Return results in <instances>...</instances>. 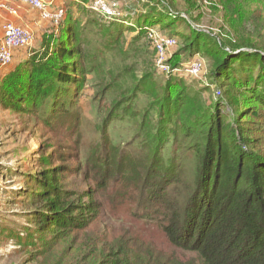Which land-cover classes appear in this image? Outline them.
<instances>
[{
  "label": "rangeland",
  "instance_id": "obj_1",
  "mask_svg": "<svg viewBox=\"0 0 264 264\" xmlns=\"http://www.w3.org/2000/svg\"><path fill=\"white\" fill-rule=\"evenodd\" d=\"M5 1L17 14L0 9L1 14L16 17L23 10L33 11L23 0ZM96 1L57 0L65 8L68 22L54 27L40 19L48 32L37 40L31 30L38 42L33 46L39 49L50 36L59 40L68 26L76 28V44L85 55L83 66L90 62L96 68L78 75L80 85L64 92L60 100L65 102L66 111L61 106L52 107L54 102L46 98L38 108L25 105L16 110L4 107L0 97V264H99L107 262L111 252L116 253L113 258L119 255L126 264L199 263L197 254L173 246L163 231L167 221L166 210L159 205L161 195H154L143 179L142 164L149 162L150 146L143 144L135 124L142 129L148 123L157 124L170 110L177 114L173 123L178 128L183 121L193 119L198 109L216 108L228 123L248 130L254 141L249 148L264 153V106L241 84L249 71L237 73L236 82L220 79L215 71L216 57L207 51L216 46L229 48L226 42H242L244 47L233 51L238 54L253 51L245 47L247 44H263L264 0H241L244 5L237 6L239 0H163L169 6L165 14H174L173 25L165 26L156 23L164 19H159L163 9L159 12L152 7L151 0H115L119 10L115 21L92 9ZM145 14L154 20L149 26L154 34L178 40L167 51L166 66L171 71L184 70L194 58H200L202 70L197 76L162 72L150 28H121L120 40L108 37L113 22L131 27L132 21ZM237 18L241 22L252 18L243 23L241 41L231 27ZM7 23L18 25L13 21L3 24L0 45ZM64 24L69 25L62 28ZM193 32L206 38L201 54L187 49L195 37ZM33 46L14 51V61L0 78V86L15 62L22 64L29 58ZM258 72L259 68L253 70L255 76ZM110 74L120 77L115 82L107 76ZM111 119L115 122L109 129ZM179 131L180 136L182 128ZM175 140L170 144L175 146ZM193 143L192 139L184 140V152ZM169 150L167 146L166 154ZM187 156L191 167V155ZM48 169L56 171L64 190L95 192L99 217L91 227L69 234H41L37 229L33 215L39 205L31 196L40 187L34 178Z\"/></svg>",
  "mask_w": 264,
  "mask_h": 264
},
{
  "label": "trees",
  "instance_id": "obj_2",
  "mask_svg": "<svg viewBox=\"0 0 264 264\" xmlns=\"http://www.w3.org/2000/svg\"><path fill=\"white\" fill-rule=\"evenodd\" d=\"M240 1L235 6L244 5ZM150 2L159 12L164 11L159 14V19H164L157 24L173 25L174 14H165L169 6L163 0ZM145 15L131 20V27L113 22L108 37L120 40L121 28L140 31V27L153 25V18ZM250 19L244 18L241 22L237 18L231 25L237 39L245 34V22ZM65 21L68 22L67 17ZM67 29L63 38L55 40L50 36L45 46L32 48L34 51L24 63H14V70L9 71L0 86L4 107L16 110H23L25 105L38 108L46 98L54 102L52 107L58 109L61 106L60 109L66 111L65 102L60 100L64 92L80 85L78 75L96 69L90 62L83 66L85 55L76 44L77 29L71 26ZM193 35L187 49L201 54L203 38H206L197 32ZM225 44L230 47L216 46L207 50L216 57V74L221 75L220 79L236 82L237 73L249 71L241 84L264 106V43L247 44L245 47L253 51L238 54L233 51L241 50L242 42ZM236 64L239 68H235ZM255 68H259L256 76L253 74ZM107 76L114 77L115 82L120 77L117 74ZM181 101L177 100L178 103ZM175 117L177 114L167 110L157 124L144 126V135L142 126L135 124L137 134L142 133L143 144L150 146L149 162L142 164L145 168L143 179L154 195H161L159 205L166 210L163 214L167 221L163 231L169 242L198 255L199 263L189 264H264V153L249 148L254 141L250 140L248 130L228 123L216 108L198 109L193 119L183 121L178 128L173 123ZM114 122L111 119L109 129ZM180 128L183 133L179 136ZM174 139L178 142L175 146L170 144ZM186 139H192L194 143L184 152L182 142ZM167 146H170L169 154H166ZM188 154L191 155V167L186 161ZM54 172L44 170L34 178L40 187L31 196L35 205H39L33 215L37 229L41 234L85 231L99 217L95 192L91 189L82 192L64 190ZM114 254L111 252L110 259L99 264H126L119 255L113 258Z\"/></svg>",
  "mask_w": 264,
  "mask_h": 264
},
{
  "label": "built area",
  "instance_id": "obj_3",
  "mask_svg": "<svg viewBox=\"0 0 264 264\" xmlns=\"http://www.w3.org/2000/svg\"><path fill=\"white\" fill-rule=\"evenodd\" d=\"M30 8L38 13L40 19L46 23H51L54 27L61 26L67 17V12L62 5L57 3V0H23ZM97 0L92 7L95 12L105 18L117 20L119 17L118 3L115 1ZM0 9L7 10L11 14L16 15L17 12L14 8L7 5L5 0H0ZM151 39H154V47L157 53L158 67L162 72L170 73H183L187 76H197L202 70V64L199 63L200 58H194L193 62L189 64L184 70L171 71L165 64L167 51L177 45V39L174 37H162L154 34V28L148 27ZM35 43L34 33L26 28H22L14 23H7L4 26V39L0 45V78L4 76L9 66L14 61V51L19 49L30 50Z\"/></svg>",
  "mask_w": 264,
  "mask_h": 264
},
{
  "label": "crops",
  "instance_id": "obj_4",
  "mask_svg": "<svg viewBox=\"0 0 264 264\" xmlns=\"http://www.w3.org/2000/svg\"><path fill=\"white\" fill-rule=\"evenodd\" d=\"M6 21H13L20 26L27 27L30 30H32L33 32H36V34H37L36 40L48 32L47 31V28H48L47 24L44 25V23L40 20L39 16L34 14L33 11L23 10V13H21V15L16 16V17L10 16L8 14L5 15V14L0 13V40L3 37L2 27ZM36 40H35L34 46H36L38 44V42H36ZM34 46H33V48H34ZM35 49H36V47H35ZM15 65H17L16 62H15Z\"/></svg>",
  "mask_w": 264,
  "mask_h": 264
}]
</instances>
